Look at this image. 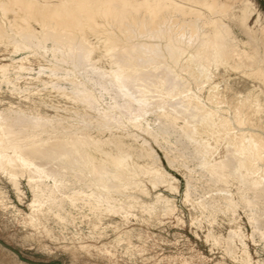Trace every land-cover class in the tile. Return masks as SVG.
I'll list each match as a JSON object with an SVG mask.
<instances>
[{"label": "bare ground", "instance_id": "bare-ground-1", "mask_svg": "<svg viewBox=\"0 0 264 264\" xmlns=\"http://www.w3.org/2000/svg\"><path fill=\"white\" fill-rule=\"evenodd\" d=\"M184 1L191 6L185 7L184 2L179 4L175 0H0V46L5 49L12 47L10 56H3L0 61V83L10 87L11 91L26 90L25 93L27 87L22 89V80L36 81L43 88L49 85L60 97L63 95L70 99L68 101L90 111L93 116L89 114V117L95 118L106 129H118L126 121L158 143L174 135L176 141L174 146L165 149L166 156L167 151L174 149L184 154L192 146L194 154L199 157L195 165L204 171L208 181L238 183L237 191L252 227L251 235L256 232L264 239V137L254 130L236 131L238 127H233L234 124L244 126L247 122L255 129L256 122L264 118V112L260 114L264 105L253 84L246 94L247 100L251 98L248 110L245 112L235 105L232 119L228 118L218 106L221 103L218 101V84L212 83L213 69L217 71L219 66L241 69L258 50H251L255 46L250 48L251 51L240 50L225 22L203 17L201 10L192 7L199 4L214 11L218 7L217 10L221 11L232 6L235 0ZM247 10L248 6H245L238 17L239 24L249 33ZM8 12L13 16L12 22L6 25L4 20ZM175 13L180 16L188 14L193 18H190V24L181 18L178 22L179 16L176 18ZM196 20H202L198 23L200 25H193L195 28L198 26L197 29L190 26L192 30L182 32L185 24L188 29ZM201 24L210 27L204 30V26L199 28ZM34 25H38L39 30ZM14 30L13 36L11 32ZM133 30L143 38L164 37L165 54L160 52L157 42H128L131 35L132 38L134 36ZM91 36L96 43L91 41ZM253 41L251 35L248 43ZM189 47L192 50H188ZM22 50L28 54L16 57ZM96 52L100 54L94 56ZM156 56L164 59V69L158 72L159 68L157 70L153 65L150 68L153 72L150 73L149 69L146 72V66L156 63ZM30 57L38 59V70L30 66ZM102 58H106L108 68L99 65ZM180 59L184 60L181 69L198 86L207 87L206 101L216 108L206 106L187 87L186 79L185 83L182 82L169 65V61L176 65ZM261 66L242 72L247 79H255L257 84L264 85V68ZM32 71H35L33 76L30 75ZM64 83L71 86L66 90L69 92L62 86ZM105 95L110 101L103 105ZM154 109L156 118L152 119L156 126L151 128L146 114ZM245 116L247 121H244ZM50 119L37 113H26L20 108L12 109L11 106L0 109V170L13 179L14 186H17L16 176L26 174L33 192L29 203L31 208L41 207L46 199L60 206L68 202L75 207L77 202H81L97 217L103 212H114L126 218L136 204L146 210L145 213L148 211L147 214L154 212L159 204L163 214L170 211L168 203L171 200L160 193L150 203H144L135 195L136 192L148 195L138 175L145 177L153 186L168 183L178 192V187L173 185L175 177L164 168L133 160V157L139 159L146 154L153 155L152 149L146 146V140L132 154L127 146L129 143L125 146L121 139H93L83 128L69 130L64 126L57 127ZM209 140L214 144L211 145ZM177 143L179 147L175 145ZM220 145H223L224 152L214 158ZM167 160L173 166L172 161ZM256 160L262 165L261 170ZM191 186L186 180L184 202L190 201ZM115 192L119 195L116 196ZM228 195L224 202L225 212L236 206ZM196 203L202 212H209L206 203ZM230 232L232 235L224 242L228 256L241 259L244 264H263L252 260L246 248V234L239 227L232 228ZM235 238L239 240L240 247ZM237 251H241L238 257Z\"/></svg>", "mask_w": 264, "mask_h": 264}, {"label": "rangeland", "instance_id": "rangeland-1", "mask_svg": "<svg viewBox=\"0 0 264 264\" xmlns=\"http://www.w3.org/2000/svg\"><path fill=\"white\" fill-rule=\"evenodd\" d=\"M175 1L179 4L184 2L183 5H187L185 7L191 6L189 2L187 3L184 0ZM194 6L204 13L203 17L220 19V21L225 22V25H228L227 27L231 31L230 34L235 38V44L240 50H254V52L258 50L254 55L255 58L253 57L249 61L246 60L245 65L241 69L231 70V67L224 66L223 68L219 66L217 71L213 69L215 72L212 75V83L218 84L217 90L220 92L218 101H221L218 106L223 111L220 112L231 119L235 105H239L242 108L240 110L246 112L250 107V97L252 96L247 100L246 94L253 87V84L257 87L255 91L256 93L258 91L261 103L263 102L264 105V85L257 84L255 79H247L242 72L261 65L264 68V0H235L232 6L230 5L228 8L221 10L223 12L218 11V7L215 11L210 8L212 11L208 7L200 6L199 4L192 7ZM245 6H248L247 13L249 18L247 27L250 30L249 33H247L248 31L244 29L241 23L239 24L238 16ZM217 11L218 13L220 12L219 15H217ZM174 15L176 18L179 16L176 19L178 22L182 19L187 24H190V18H193L188 14L180 16L179 13L178 15L175 13ZM7 16L4 23L9 25L12 22L13 13L8 12ZM199 22L201 23L202 20H196V23L189 25L188 29L185 24V30L183 28L182 32H189L190 29L195 28L193 25H200L198 24ZM34 26L36 30H39L38 25ZM190 26L193 28H190ZM202 26L204 25L201 24L199 28L202 29ZM209 27L205 25L203 29L206 28L204 30H207ZM15 31L11 32L13 36L16 33ZM133 31L134 36L132 38L131 35L128 42L136 43V41L143 40L157 42L156 45H158V48L160 46V52L165 54L164 37L160 36L156 39L143 38L136 34L138 32ZM251 35L254 44L252 42L248 43ZM90 39L93 43L96 40L93 36ZM251 47H254V49ZM11 50V46L7 47V49L0 46V61L3 56H7V58L10 56L9 52ZM188 50H192V47H189ZM25 54H28V52L22 50L16 57ZM98 54L100 53L96 52L94 56ZM104 59L106 60V58H102V61H99V65H104L103 67L108 68L109 64ZM30 60V66L35 71L38 70V59L35 58L34 60L33 57H30ZM251 61H255L254 63L252 62L253 65ZM3 62H7V60ZM105 62L106 64H104ZM155 62L146 66V72H149L147 70H151L153 65L155 66L154 68H159V70L157 69L158 72H160V69H164L162 65L164 64V59L162 57L156 56ZM42 63L44 62L42 61ZM183 64V59L178 60L176 65L169 61V65L181 77V81L184 82L186 79V85L187 83L189 84L187 87L191 92L196 93L206 106L216 108L206 101L207 87L201 88V86H198L193 78L181 69ZM34 72H30V75L33 76ZM28 81L30 80L26 79L20 83L22 89L23 86L27 87L26 93V90L20 92L11 91L10 87L0 83V109L11 106L12 109L20 108L29 114L37 113L47 119L51 118L50 120L55 122L57 127L64 126L69 130L83 128L93 139L106 140L109 137L113 140L121 139L125 146L129 143L127 146L130 149L129 151L133 152L132 154H135L134 152L141 148L143 140H146L148 143L146 146L152 149V153L156 157L146 154L139 159L133 157V160L139 164L147 163L164 168L175 177L173 185L178 187V192L170 188L168 183L155 184L153 186L146 181L145 177L138 175L139 180L142 181L143 188L148 193V195H142L136 192L135 195L138 199H141L144 203H150L155 199V195L160 193L171 200L168 203L171 208L170 211L163 214L162 206L159 204L156 207L157 209L150 215L147 214L149 213L148 211L145 213L146 210L139 208L136 204V207L130 209L126 218H123L121 213L114 212H103L97 217L89 211L88 207L85 206V208L81 202L80 204L76 203V209L68 202H64L60 206L57 202L51 203L45 199L41 207L31 208L29 203L33 199V192L27 182L26 174H18L15 179L17 186H14L13 179L6 172L0 170V264H215L216 262L244 264L241 259H232L224 250L225 240L229 235H232L230 230L238 227L246 234V248L252 260L264 264V239L256 232L251 235L252 227L237 191L239 184L231 181L225 184L208 181L204 171L195 165L199 157L194 154L192 146L189 147L191 150H186L184 154L174 149L170 150V153L167 151L166 156L165 149L172 145L174 146L176 141L174 135H171L167 140H159V144L126 121H123V125L118 129L113 127L106 129L101 127L95 118L89 117V114L93 116L90 111L73 101H68L70 99L64 98L63 95H61L63 98L60 97V94L49 85L43 88L44 86L36 81L31 80L33 81L32 83L31 81L28 83ZM62 86L66 87L65 91L71 88L67 83ZM32 90H34V93H31ZM24 97L27 98L25 99ZM103 99V105L110 101L107 95ZM263 110L260 114H263ZM155 111L154 109L150 112L151 115L149 112L146 114L149 127L156 126L155 120H153L156 118ZM245 117L244 121L247 119V116ZM262 119L256 122L258 127L256 126L255 129L247 125V122L245 123L247 126L245 124L244 126L234 124L235 126L233 125V127L235 129L238 127L236 131L239 129L245 132L254 130L258 135L260 134V136L264 137V118ZM209 142L211 145L214 144L213 140H209ZM175 145L177 147L180 146L179 143ZM223 149V145H220L219 150L216 154L214 153L213 157L218 158L221 156L224 152ZM168 158L172 161L173 166L168 163ZM256 162L258 163L257 160ZM258 165L261 170L262 165L260 163ZM186 180H189L190 184H192L189 202L182 200ZM115 193H117L116 196L119 195L118 192ZM226 194H229L228 197L230 196L236 202L233 210L228 212L224 211ZM198 201L206 203L209 212H202L200 206L196 203ZM217 238L218 240H216ZM234 241L240 247L239 240L235 238ZM240 252L237 251L236 257L240 256Z\"/></svg>", "mask_w": 264, "mask_h": 264}]
</instances>
